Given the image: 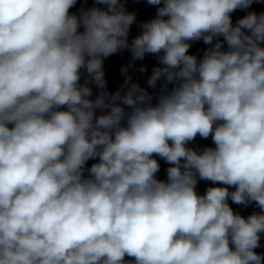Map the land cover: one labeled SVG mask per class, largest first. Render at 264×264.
Returning <instances> with one entry per match:
<instances>
[{"label":"clouds","instance_id":"obj_1","mask_svg":"<svg viewBox=\"0 0 264 264\" xmlns=\"http://www.w3.org/2000/svg\"><path fill=\"white\" fill-rule=\"evenodd\" d=\"M76 2L0 0V264H264V13L230 15L259 0H147L163 6L131 44L120 0L79 17ZM121 49L163 53L155 105L130 77L95 100L79 84L84 68L105 89L102 58ZM197 135L215 147H186ZM197 177L235 191L198 195ZM229 198L262 212L245 219Z\"/></svg>","mask_w":264,"mask_h":264}]
</instances>
